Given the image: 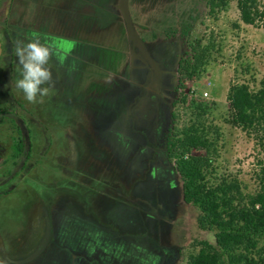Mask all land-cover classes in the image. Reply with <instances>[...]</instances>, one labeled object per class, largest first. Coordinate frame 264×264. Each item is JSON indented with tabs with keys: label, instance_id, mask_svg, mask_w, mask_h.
Listing matches in <instances>:
<instances>
[{
	"label": "rangeland",
	"instance_id": "1",
	"mask_svg": "<svg viewBox=\"0 0 264 264\" xmlns=\"http://www.w3.org/2000/svg\"><path fill=\"white\" fill-rule=\"evenodd\" d=\"M207 1L129 0L141 41L138 50H131L120 0H40L34 10H23L35 28L30 34L18 33L17 42L38 38L51 44L53 34L76 39L62 66L56 65L61 75H67L61 77L65 90L38 104L52 121L71 123L82 159L80 171L69 179L50 170V161L30 165L18 176L22 188L0 195V264H13L3 252L13 253L12 260L24 258L28 251L24 242L42 197L49 202L51 240L37 258L21 264H70L68 249L72 256L77 254L78 264H183L193 240L210 237L198 227L197 209L182 198L179 174L173 169L167 175L158 171L151 159L153 148L162 144L171 128V99L183 53L177 30L192 16L205 17ZM258 1L264 11V0ZM10 2L0 3V35L5 40L2 24ZM19 5V0L12 1L14 12L8 19L17 26ZM207 22L229 32L224 57L208 65L199 78L187 81L186 88L213 107L215 122L224 126L229 140L225 156L230 168L254 189L264 152L254 137L225 117L228 90L240 80L235 72L239 53L253 63L257 84L264 79V17L258 26L245 24L237 0H232L218 23ZM167 33L174 37L167 38ZM16 66L15 78H20ZM10 158L0 156V176L12 168ZM86 172L101 182L99 191L94 185L88 188L93 178L88 180ZM81 202L86 204L84 224L72 222L60 232L69 209L73 214ZM93 218H100V227Z\"/></svg>",
	"mask_w": 264,
	"mask_h": 264
},
{
	"label": "trees",
	"instance_id": "2",
	"mask_svg": "<svg viewBox=\"0 0 264 264\" xmlns=\"http://www.w3.org/2000/svg\"><path fill=\"white\" fill-rule=\"evenodd\" d=\"M231 2L208 0L206 16H192L179 29L183 54L171 101L168 160L180 176L183 200L198 211L199 229L210 235L193 240L183 264H264V162L259 164L257 186L251 189L230 168L225 156L229 140L224 126L215 122L213 107L186 88L187 81L199 78L208 65L224 57L229 32L207 21L218 23ZM237 7L247 25L258 26L264 17L258 0H237ZM231 33L237 36L234 30ZM236 60L240 80L228 90L225 121L254 137L264 152V79L257 84L254 65L244 55L239 53ZM70 258L72 264L75 258Z\"/></svg>",
	"mask_w": 264,
	"mask_h": 264
},
{
	"label": "flooded vegetation",
	"instance_id": "3",
	"mask_svg": "<svg viewBox=\"0 0 264 264\" xmlns=\"http://www.w3.org/2000/svg\"><path fill=\"white\" fill-rule=\"evenodd\" d=\"M10 1L11 2L9 6L5 11L4 24H2L3 28L7 32L6 40L0 35L3 43V50L0 56V72L3 75V80H0V156H11L10 160L12 163V168L10 171L4 172L2 176H0V195H9L15 189L19 188L21 185L17 183L18 176L21 171L30 165L34 167L36 165L43 164L45 161H50V170L54 171L57 176H64L68 178L69 176H72L73 173L80 171L78 170V164L82 159L81 151L78 149V145L75 143L73 138L71 123L69 125V122L67 121H52V117L47 118L46 113L41 111L40 105L38 103H29L24 98L23 92L15 87L16 81L19 79L15 78L14 74V69L17 68L16 64L19 65L18 61L15 59L17 34H30L32 29L35 28L31 19H25L27 16L25 12L30 8H32L31 10H34L36 3L40 2V0H19L21 5L18 6L17 12L15 14L16 20L17 17L20 18L18 26L16 25L17 23L12 24L8 20L14 12L11 6L13 0ZM23 7L25 8L23 9ZM23 10L26 11L24 12ZM21 12H23V18L21 16ZM173 35L174 34L170 35L167 33L166 37L172 38L174 37ZM51 36L57 39H65L74 43L76 40H73V38L67 36V34H53ZM177 39L180 42L179 30H177ZM140 43L141 41L133 40L131 38V50H138L140 48ZM75 56L80 60L84 59L82 54H76ZM142 58L148 60L146 55H144ZM56 65L62 66V64H60L56 58L53 57L50 59L48 67L51 69L53 74L54 87L47 95L53 99L58 97L61 92L65 90V88L62 87L63 83L61 82V77L65 79L67 76L63 73L61 75L58 72ZM177 77L178 73L176 78ZM172 94H174V96L176 95V85ZM173 99H171V101ZM172 126L173 123L171 121V128ZM170 129L166 131L162 144H158L153 148L155 151V156H152L151 159L155 163L154 166H156L157 170L160 172L168 171V173H170L169 171L172 169L175 170L172 163L168 160L167 152V138ZM14 156L19 157L15 158ZM85 176H87L88 180H92L93 178V176L91 177V175H89L87 172L85 173ZM91 183L95 184L90 185ZM91 183H89L88 188L94 185L92 188L98 190L101 186L99 184L101 182L96 181L94 178ZM93 189L88 191H92ZM78 191L81 192L79 189ZM82 194L84 196L86 195V192H82ZM48 203V200L43 197L37 201L34 211L36 220L34 219V225L31 228V231L28 232V238L25 239L26 241L24 242V245H26L28 248V251L24 253V258L20 260H12L13 253L3 252L2 255H4L8 262L13 264L24 263L22 260L30 256L39 247L41 241L49 229L48 242L42 252L47 249L52 236V224L49 218V211L47 210L49 206ZM85 207L86 204L81 202L79 203L78 209L75 210L73 214L69 213L71 210L69 209V216L65 221L66 223L64 225L62 224L64 228H60V232L64 233L65 230H67L69 227H72V222H77V224L80 225L84 224L81 222V219L85 218ZM92 220L95 221L93 224H96L98 227H100V218H93ZM58 234L60 235V233ZM70 251L71 250L69 249L67 250L66 257H68L67 259H70L71 261V258L69 257L72 256L71 253L74 252ZM76 255L73 256L76 258ZM74 263L78 264L76 259H74L72 264Z\"/></svg>",
	"mask_w": 264,
	"mask_h": 264
},
{
	"label": "clouds",
	"instance_id": "4",
	"mask_svg": "<svg viewBox=\"0 0 264 264\" xmlns=\"http://www.w3.org/2000/svg\"><path fill=\"white\" fill-rule=\"evenodd\" d=\"M73 47L74 42L55 38L51 44H42L38 38L26 43L17 42L15 52L20 66V78L15 87L23 92L29 103H42L43 97L54 87L53 74L48 67L50 59L55 57L63 64Z\"/></svg>",
	"mask_w": 264,
	"mask_h": 264
},
{
	"label": "water",
	"instance_id": "5",
	"mask_svg": "<svg viewBox=\"0 0 264 264\" xmlns=\"http://www.w3.org/2000/svg\"><path fill=\"white\" fill-rule=\"evenodd\" d=\"M120 8L122 10V13H123V16H124V19H125V23H126V27H127V31H128V34H129L130 38H132L133 40L140 41L139 38H138V33H137L136 29H135L132 17H131V12H130V7H129V0H120ZM139 45L141 46V44H139ZM2 50H3V43H2V40L0 38V56L2 54ZM15 59L18 61L17 56H15ZM48 235H49V229H48L45 237L41 241L39 247L30 256L26 257L22 261H24V262L25 261H31L35 257H37L42 252V250L45 248V246H46V244L48 242Z\"/></svg>",
	"mask_w": 264,
	"mask_h": 264
},
{
	"label": "built area",
	"instance_id": "6",
	"mask_svg": "<svg viewBox=\"0 0 264 264\" xmlns=\"http://www.w3.org/2000/svg\"><path fill=\"white\" fill-rule=\"evenodd\" d=\"M204 94H205V95H208V92L206 91V92H204Z\"/></svg>",
	"mask_w": 264,
	"mask_h": 264
}]
</instances>
